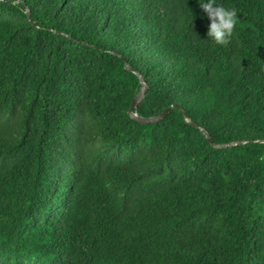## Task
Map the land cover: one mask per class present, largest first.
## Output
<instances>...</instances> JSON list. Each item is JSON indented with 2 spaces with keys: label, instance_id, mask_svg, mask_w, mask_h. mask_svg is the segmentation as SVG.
Returning a JSON list of instances; mask_svg holds the SVG:
<instances>
[{
  "label": "trees",
  "instance_id": "trees-1",
  "mask_svg": "<svg viewBox=\"0 0 264 264\" xmlns=\"http://www.w3.org/2000/svg\"><path fill=\"white\" fill-rule=\"evenodd\" d=\"M200 2L0 0V264H264V0Z\"/></svg>",
  "mask_w": 264,
  "mask_h": 264
},
{
  "label": "clouds",
  "instance_id": "clouds-1",
  "mask_svg": "<svg viewBox=\"0 0 264 264\" xmlns=\"http://www.w3.org/2000/svg\"><path fill=\"white\" fill-rule=\"evenodd\" d=\"M200 6L211 21L207 33L208 37L215 44L227 47L231 43L239 24L236 8L218 5L216 0L200 2ZM260 159L264 161V156H261Z\"/></svg>",
  "mask_w": 264,
  "mask_h": 264
},
{
  "label": "water",
  "instance_id": "water-1",
  "mask_svg": "<svg viewBox=\"0 0 264 264\" xmlns=\"http://www.w3.org/2000/svg\"><path fill=\"white\" fill-rule=\"evenodd\" d=\"M29 14H30V11H29ZM127 68L130 69L128 66H127ZM140 79H141V84H142L143 88H142V91L138 95L135 96L133 103H132V106L128 111V115L134 121H136L137 123L142 124V125H151V124L160 123L166 119V117L168 116L171 109L166 110L163 114H161L158 117H154V118H143V117H140L137 113H135L137 107L141 104V102L143 101V99L145 97V93L147 92V87L145 86L142 78H140ZM186 119L189 123H191L193 125H197L194 121H192L187 116H186ZM201 130L204 132L205 136L211 142V144L213 145L214 148L222 149V148L232 147L235 145L239 146L241 144H246V142H244V143L231 142V143H227V144H215L213 142V138H212L211 134L206 129H204L203 127H201ZM257 142L263 143V141H257Z\"/></svg>",
  "mask_w": 264,
  "mask_h": 264
}]
</instances>
